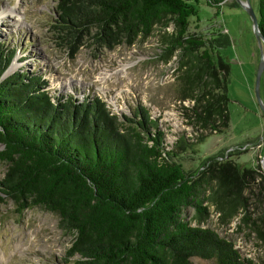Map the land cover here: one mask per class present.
<instances>
[{
  "label": "trees",
  "instance_id": "obj_1",
  "mask_svg": "<svg viewBox=\"0 0 264 264\" xmlns=\"http://www.w3.org/2000/svg\"><path fill=\"white\" fill-rule=\"evenodd\" d=\"M223 1L207 4L217 13ZM194 2L56 0L55 38L73 57L86 42L113 49L171 20L176 36L166 48L180 47L186 55L178 69V98L193 101L188 117L192 126L206 129L197 135L201 140L227 126L228 67L219 56L216 65L209 49L196 53L202 42L184 37ZM255 14L264 36V0ZM13 55L0 41V159L7 163L0 194L19 212L40 206L58 216V227L72 235L66 262L193 264L191 258L199 257L260 264L215 229L199 225L208 205L222 223L239 213L241 223L251 220L232 167L209 164L197 177L188 174L146 108L119 116L96 96L51 93L37 72L2 77ZM182 140L177 147L185 145ZM188 205L195 207L196 224L182 216Z\"/></svg>",
  "mask_w": 264,
  "mask_h": 264
},
{
  "label": "rangeland",
  "instance_id": "obj_2",
  "mask_svg": "<svg viewBox=\"0 0 264 264\" xmlns=\"http://www.w3.org/2000/svg\"><path fill=\"white\" fill-rule=\"evenodd\" d=\"M248 1L256 13L258 0ZM245 3L224 0L216 13L207 0H197L193 3L196 14L188 18L184 37L202 42L195 52L209 49L216 65L219 56L228 67L227 126L201 140L197 135L206 134V129L192 126L188 117L193 101L178 98V69L186 55L180 47L166 48L176 36L171 20L155 24L149 34L138 36L132 44L108 49L86 42L71 57L55 38L56 0H0V41L14 52L2 77L16 71L37 72L51 93L70 94L78 100L96 96L119 116L132 117L139 106L144 107L164 133L167 149L176 152L188 174L197 177L209 164L232 167L241 179L251 220L241 223L239 213L222 223L218 212L208 205V215L199 225L215 229L244 256L264 264V114L254 93L260 48L241 5ZM217 70L225 74L223 67ZM259 95L264 103V71ZM180 140L186 141L182 148L177 147ZM6 169L7 163L0 159V181ZM205 194L200 191L201 197ZM0 197V264H73L64 260L72 235L58 227L55 213L40 206L19 212L11 199ZM194 213L191 205L182 210L192 224H196ZM191 261L215 264L199 257Z\"/></svg>",
  "mask_w": 264,
  "mask_h": 264
},
{
  "label": "water",
  "instance_id": "obj_3",
  "mask_svg": "<svg viewBox=\"0 0 264 264\" xmlns=\"http://www.w3.org/2000/svg\"><path fill=\"white\" fill-rule=\"evenodd\" d=\"M241 5L243 6V8L245 9V11L247 12V14L249 15V17L251 19L253 33H254V36H255L257 43L259 45V48H260V58H259V63L257 66L256 73H255L254 93H255V97L259 103V107H260L262 113L264 114V103L260 100V95H259L260 79H261V75L264 71V36L261 33V30H260L259 25H258L256 14L254 13L252 7L250 6L249 1L246 0V3L241 4ZM0 146H1V149H3L4 145L0 144Z\"/></svg>",
  "mask_w": 264,
  "mask_h": 264
},
{
  "label": "bare ground",
  "instance_id": "obj_4",
  "mask_svg": "<svg viewBox=\"0 0 264 264\" xmlns=\"http://www.w3.org/2000/svg\"><path fill=\"white\" fill-rule=\"evenodd\" d=\"M262 165H263V168H264V159H263V164Z\"/></svg>",
  "mask_w": 264,
  "mask_h": 264
}]
</instances>
